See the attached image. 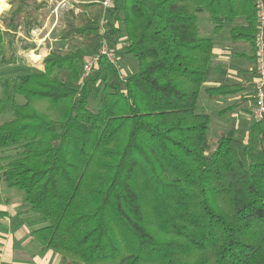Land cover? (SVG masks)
<instances>
[{
    "label": "trees",
    "instance_id": "1",
    "mask_svg": "<svg viewBox=\"0 0 264 264\" xmlns=\"http://www.w3.org/2000/svg\"><path fill=\"white\" fill-rule=\"evenodd\" d=\"M7 2L0 63L8 65L35 46L45 3ZM201 12L215 34L228 27L231 39L254 44L253 0H115L106 12L100 0H82L64 12L60 35L75 42L51 48L42 70L0 80V114H11L0 122V181L44 222L31 234L61 264H264V112L244 138L222 130L209 144L199 98L213 39L199 32ZM103 14L110 48L122 35L138 67L121 78L101 55L81 78Z\"/></svg>",
    "mask_w": 264,
    "mask_h": 264
},
{
    "label": "crops",
    "instance_id": "2",
    "mask_svg": "<svg viewBox=\"0 0 264 264\" xmlns=\"http://www.w3.org/2000/svg\"><path fill=\"white\" fill-rule=\"evenodd\" d=\"M37 1L47 2L46 0ZM5 2L8 5L0 14L10 7L7 0ZM243 21V17H238L235 23L243 25ZM198 27L199 32L202 28L208 32L207 36L213 39L210 76L203 85L202 91L204 92L206 87H215L221 83L237 84L241 87L235 94L213 99H209L204 92V102L201 103L204 106L203 110L215 108L222 117L221 127L224 129L236 130L242 122L246 121V124L250 125L256 119L253 45L244 39H231L228 27L215 34L205 12L198 14ZM19 34H22L21 30ZM30 40L35 44L32 49L39 47L38 39L32 37ZM48 50L43 54L44 56L49 53ZM232 105L235 106L232 111L222 112L223 109ZM43 224L44 222L29 210L20 191L0 181V264H61V256L51 250L41 249L40 244L31 234L33 229Z\"/></svg>",
    "mask_w": 264,
    "mask_h": 264
},
{
    "label": "rangeland",
    "instance_id": "3",
    "mask_svg": "<svg viewBox=\"0 0 264 264\" xmlns=\"http://www.w3.org/2000/svg\"><path fill=\"white\" fill-rule=\"evenodd\" d=\"M46 1L47 2H45V4H43V7L41 9H39V11H38L41 26H40V28L35 29L32 32V37L34 39H38V41L40 43L39 47L36 49H32V50H29V49L28 50H19L18 53L21 56V59L15 64H8L7 65V64H1L0 63V80L3 81L4 83L9 78H13L16 75H20V74L30 72V71H34V70H42V58L44 57L43 54L48 49H51L53 47L64 48L67 45V43L75 42L74 40H64L63 38L60 37V35L62 32V29L64 28V18H65L64 12L66 10H68L69 8L72 9L74 4H77L78 2H80L82 0H46ZM4 2H5V0H4ZM38 2H40V1H38ZM253 2H254L256 9H257L256 2L254 0H253ZM5 4L7 7L8 4L6 2H5ZM4 9L0 10V12L3 11ZM76 12H78L77 9H75V13ZM201 19H202V17L200 18V22H201ZM243 23L245 24V21H243ZM257 23H258V21H257ZM201 25L202 24L200 23V26ZM238 26H241V25H238ZM107 28L109 29L108 24H107ZM200 33L202 35H205V36L208 35V32L204 31L202 28H200ZM19 35H22V34H19ZM118 40L120 41V43L117 44V47L115 50L114 59H115V62H117L115 64H118L119 68L121 69V72L124 75L132 74L136 71V69L138 67V61L136 58H134L131 55L123 54V52L121 50V48H122V45H121L122 42L121 41L123 40L122 35ZM254 40H255V38H254ZM254 48H255V45L253 44V49ZM93 53L94 52L86 51V52H84V55H85V57H89ZM29 57L31 59H29ZM254 65H255V61H254ZM61 74L63 75V74H65V72L61 71ZM4 92H5V87L3 85H1L0 86V95H2ZM204 98H205L204 92L201 91L200 98H199V104L202 108L204 106H202L201 103L204 102L203 101ZM16 100H17V102H23V99L20 96L16 97ZM89 104L93 110L98 108L99 103H98V99H97L96 94H95V97L92 96L89 99ZM203 111L206 112L210 117V127H209V131H208V142L210 145H213L217 140V137H218L220 130L222 131V130H228V129H224L221 127L222 117L218 114V112L215 108H210V109L208 108L207 110H203ZM228 111H230V110H228ZM10 115H11L10 113L0 114V122L3 120L9 119ZM222 115H224V114H222ZM255 118H256V116H255ZM246 123H247V121L242 122L241 125L238 127V129L235 130L236 134L240 138H244L246 135L247 129L249 127V124H246ZM9 153L10 152L8 151V154Z\"/></svg>",
    "mask_w": 264,
    "mask_h": 264
},
{
    "label": "built area",
    "instance_id": "4",
    "mask_svg": "<svg viewBox=\"0 0 264 264\" xmlns=\"http://www.w3.org/2000/svg\"><path fill=\"white\" fill-rule=\"evenodd\" d=\"M115 0H100L102 8L106 11L110 8ZM257 5V21L258 29L254 40V69L256 71L255 81V109L254 115L256 118H260L264 112V0H254ZM107 20L105 14L100 18L98 22V30L100 32L99 48L97 52H94L89 57L85 58L83 69L81 72V78L89 74L93 66L98 61L101 55L106 56L110 62H115V53L110 48L108 42L109 29L107 28ZM118 66V65H117ZM119 68V66H118ZM120 70V77L123 78L125 75Z\"/></svg>",
    "mask_w": 264,
    "mask_h": 264
},
{
    "label": "bare ground",
    "instance_id": "5",
    "mask_svg": "<svg viewBox=\"0 0 264 264\" xmlns=\"http://www.w3.org/2000/svg\"><path fill=\"white\" fill-rule=\"evenodd\" d=\"M6 7V4L4 0H0V10L4 9Z\"/></svg>",
    "mask_w": 264,
    "mask_h": 264
}]
</instances>
